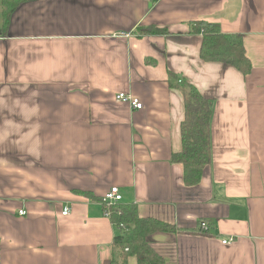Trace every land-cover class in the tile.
Listing matches in <instances>:
<instances>
[{
  "label": "crops",
  "instance_id": "0c3cea01",
  "mask_svg": "<svg viewBox=\"0 0 264 264\" xmlns=\"http://www.w3.org/2000/svg\"><path fill=\"white\" fill-rule=\"evenodd\" d=\"M15 10L3 34L0 0V264H110L117 227L100 200L114 187L141 218L176 227L148 238L163 264H264V0ZM199 22L241 36L249 75L202 60ZM187 83L212 104V162L190 187L171 161Z\"/></svg>",
  "mask_w": 264,
  "mask_h": 264
},
{
  "label": "trees",
  "instance_id": "16d2710c",
  "mask_svg": "<svg viewBox=\"0 0 264 264\" xmlns=\"http://www.w3.org/2000/svg\"><path fill=\"white\" fill-rule=\"evenodd\" d=\"M27 1L34 0H1L5 24L3 34L12 13ZM197 29L203 35L202 60L232 65L245 76L249 75L251 62L240 35L224 34L217 24L206 22H199ZM182 85L185 105V120L181 125L183 149L172 155L171 161L183 165L184 184L190 187L200 184L204 169L212 162L209 133L212 104L191 83ZM82 194L93 197L91 193ZM108 208L110 221L117 227L112 244L114 257L110 264H127L130 257H136L138 264H163V259L148 244V238L157 232L175 233L176 227L155 219L141 218L134 203H119Z\"/></svg>",
  "mask_w": 264,
  "mask_h": 264
},
{
  "label": "built area",
  "instance_id": "2783aa9c",
  "mask_svg": "<svg viewBox=\"0 0 264 264\" xmlns=\"http://www.w3.org/2000/svg\"><path fill=\"white\" fill-rule=\"evenodd\" d=\"M116 101L122 103V104H126L129 106H133L136 109H143V106L141 104V102L132 97L131 95H127L123 92H120L116 95ZM122 200V194L119 192V189L114 187L111 188L110 191H108L105 195V197L103 198V205L105 208V211L107 213V215L109 216V206L111 205H116L119 204V202H121ZM64 210L62 211V215H69L71 213V209L69 207H64ZM20 215H25V211H20L19 212ZM208 229V224L202 222L200 225V231L201 232H206V230ZM224 244L228 243V241H223Z\"/></svg>",
  "mask_w": 264,
  "mask_h": 264
},
{
  "label": "bare ground",
  "instance_id": "6f19581e",
  "mask_svg": "<svg viewBox=\"0 0 264 264\" xmlns=\"http://www.w3.org/2000/svg\"><path fill=\"white\" fill-rule=\"evenodd\" d=\"M199 229H200V227H199Z\"/></svg>",
  "mask_w": 264,
  "mask_h": 264
}]
</instances>
